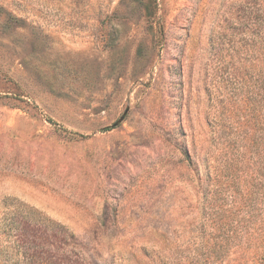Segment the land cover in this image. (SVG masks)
Returning a JSON list of instances; mask_svg holds the SVG:
<instances>
[{
  "label": "rangeland",
  "instance_id": "374dc122",
  "mask_svg": "<svg viewBox=\"0 0 264 264\" xmlns=\"http://www.w3.org/2000/svg\"><path fill=\"white\" fill-rule=\"evenodd\" d=\"M0 264H264V0H0Z\"/></svg>",
  "mask_w": 264,
  "mask_h": 264
},
{
  "label": "trees",
  "instance_id": "16d2710c",
  "mask_svg": "<svg viewBox=\"0 0 264 264\" xmlns=\"http://www.w3.org/2000/svg\"><path fill=\"white\" fill-rule=\"evenodd\" d=\"M81 136V135H80Z\"/></svg>",
  "mask_w": 264,
  "mask_h": 264
}]
</instances>
